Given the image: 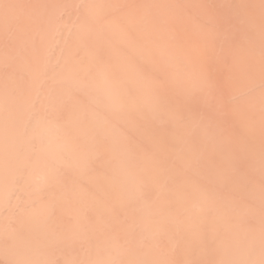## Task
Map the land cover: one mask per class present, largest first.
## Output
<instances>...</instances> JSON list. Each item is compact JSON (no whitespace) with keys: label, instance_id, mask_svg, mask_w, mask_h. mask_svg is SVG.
I'll list each match as a JSON object with an SVG mask.
<instances>
[{"label":"rangeland","instance_id":"1","mask_svg":"<svg viewBox=\"0 0 264 264\" xmlns=\"http://www.w3.org/2000/svg\"><path fill=\"white\" fill-rule=\"evenodd\" d=\"M0 101V264H264V0H0Z\"/></svg>","mask_w":264,"mask_h":264},{"label":"bare ground","instance_id":"2","mask_svg":"<svg viewBox=\"0 0 264 264\" xmlns=\"http://www.w3.org/2000/svg\"><path fill=\"white\" fill-rule=\"evenodd\" d=\"M3 102L0 101V107H3ZM43 135V134H42ZM44 139V138H43ZM43 139L42 142H43ZM43 144V143H42ZM72 147V145H71ZM42 148V145L40 146ZM51 153L54 155L56 154V149L55 148H50ZM89 154V151H87ZM32 154H29L27 157V161L24 163L25 165L28 164V161ZM7 157L5 155L4 149L1 147L0 144V201H3V204L0 205V216H2L7 210H11V203L16 201V205L18 207V212L20 213H26L27 208L29 207V202H30V197H31V188H30V183H28L27 176H24L19 184L13 183L12 180H10L8 177L10 175V169L7 165ZM53 170V163L50 160L43 159L40 162V167L36 171V174L34 176V181L36 186H41L44 185L48 182L49 177L51 176V171ZM131 169H129L130 171ZM24 171H22L23 173ZM133 174V173H132ZM133 178H135V175L133 174ZM120 182L123 183V179L120 178ZM118 183V185L120 184ZM135 183V181L130 182V186H132ZM117 185V186H118ZM38 211H41L39 209ZM11 215V214H10ZM1 219V218H0ZM40 218H36L35 222L37 223ZM11 221H9L10 223ZM1 225V221H0ZM23 227H29L28 222L25 220L22 223ZM46 226V225H45ZM49 227V226H48ZM45 228V227H44ZM47 229V228H45ZM8 232H10L8 230ZM11 242V239H0V245L3 244H9ZM47 257L51 255V253L47 252L45 254ZM69 255V253L62 252V254H58L59 256V263L58 264H65L66 257ZM44 260V258H42ZM15 263V262H14ZM29 264H45L44 261H37L34 260V263H29Z\"/></svg>","mask_w":264,"mask_h":264},{"label":"crops","instance_id":"3","mask_svg":"<svg viewBox=\"0 0 264 264\" xmlns=\"http://www.w3.org/2000/svg\"><path fill=\"white\" fill-rule=\"evenodd\" d=\"M91 219V218H90ZM89 222H90V220H89ZM92 222V224L93 225H95V222H96V220L94 219V221H91ZM97 223V222H96ZM130 224V223H129ZM137 226V225H136ZM106 228V230L108 231V228L107 227H105ZM93 233H94V231H96L97 233L99 232V230H100V228H99V225H98V223H97V225L96 226H94L93 228ZM130 230H132V228H130ZM129 232H131V231H129ZM128 232V233H129ZM139 234H140V232H139Z\"/></svg>","mask_w":264,"mask_h":264}]
</instances>
